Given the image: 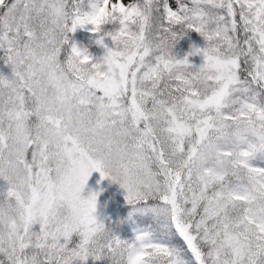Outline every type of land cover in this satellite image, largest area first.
<instances>
[{
    "label": "snow or ice",
    "instance_id": "6c2138e0",
    "mask_svg": "<svg viewBox=\"0 0 264 264\" xmlns=\"http://www.w3.org/2000/svg\"><path fill=\"white\" fill-rule=\"evenodd\" d=\"M109 24L99 60L69 45ZM0 51V264H264V0H0ZM94 171L149 218L132 239Z\"/></svg>",
    "mask_w": 264,
    "mask_h": 264
},
{
    "label": "rangeland",
    "instance_id": "374dc122",
    "mask_svg": "<svg viewBox=\"0 0 264 264\" xmlns=\"http://www.w3.org/2000/svg\"><path fill=\"white\" fill-rule=\"evenodd\" d=\"M125 2H127V0H125ZM83 29L77 28L74 32L70 33L71 45L75 44L78 47L86 49L93 61H97L106 54V48L112 47L111 39L105 36L103 46L97 45L95 41L98 35L101 34L90 38ZM204 46L205 44L198 39H186L185 42L179 41L174 44L172 55L177 60H182L187 56L192 70L195 71L203 63V56L189 55V53L193 48H203ZM3 56L4 53L0 51V74L10 76L11 69L4 63L2 59ZM254 163L264 166V162L262 161H255ZM0 183L3 182L0 181ZM91 194H96L97 197L94 216L99 222L104 223L107 227L110 222L122 221L123 226L127 228L128 236L122 235L116 225L111 227L115 234L121 239H132L135 230L144 228L148 225V223H145L146 216L134 213L132 211V206L125 202V192L119 184L109 180L107 177L101 179L99 172L94 171L90 174L81 192L83 198H87ZM130 213L132 214L130 215ZM74 264H108V262L107 260L93 261L91 257H88L83 262L76 261Z\"/></svg>",
    "mask_w": 264,
    "mask_h": 264
},
{
    "label": "trees",
    "instance_id": "16d2710c",
    "mask_svg": "<svg viewBox=\"0 0 264 264\" xmlns=\"http://www.w3.org/2000/svg\"><path fill=\"white\" fill-rule=\"evenodd\" d=\"M88 28H90V26H86V28L83 29V30H84V32H85L90 38H92L93 36L98 35V34H93V33H91V32L88 30ZM113 28H114V25H111V24H109V25H105V26H103L102 31H101L100 34L103 35L104 32H110V31L113 30ZM68 37H69V45H71L70 33L68 34ZM186 39H187V40H188V39H192V40H194V39H198V40L202 41L203 44H205L203 38H202L199 34H197L195 31H187V32H186V33H185L180 39H178L177 42H179V41L185 42ZM145 223H149V218H148L147 216L145 217ZM113 225H116V227L119 229V231H120V233H121L122 235H127V236H128L127 228H125V227L123 226L122 221L110 222V223L107 225V227H110V228H111Z\"/></svg>",
    "mask_w": 264,
    "mask_h": 264
},
{
    "label": "clouds",
    "instance_id": "9594fccd",
    "mask_svg": "<svg viewBox=\"0 0 264 264\" xmlns=\"http://www.w3.org/2000/svg\"><path fill=\"white\" fill-rule=\"evenodd\" d=\"M101 138L106 140L108 137L105 134ZM218 151H219V149L216 147V145H214V144L213 145H209V146H207V147H205V148H203L201 150V152H200V158L203 159V160H205V161H207L208 159L211 158V156L213 154H215Z\"/></svg>",
    "mask_w": 264,
    "mask_h": 264
}]
</instances>
